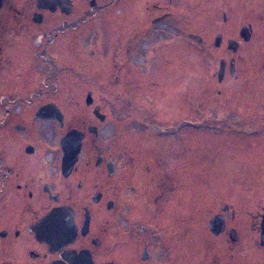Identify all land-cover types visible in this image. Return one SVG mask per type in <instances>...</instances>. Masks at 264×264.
<instances>
[{
	"label": "flooded vegetation",
	"instance_id": "obj_1",
	"mask_svg": "<svg viewBox=\"0 0 264 264\" xmlns=\"http://www.w3.org/2000/svg\"><path fill=\"white\" fill-rule=\"evenodd\" d=\"M119 2L125 0H0V264H264V176L258 190H233L250 179L240 181L234 169L227 174L237 159H214L217 177L211 165L203 178L209 188L216 179V190L195 196L192 172L165 170L173 161L143 140L209 128L187 116L177 126L166 110L192 86L189 69L174 62L173 40L155 43L150 32L174 15L139 17L131 32L127 15L109 13ZM217 3L206 15L219 28L235 21L230 32L213 34L205 25L180 39L184 51L189 40L204 56L211 46L216 51L213 78L201 79L195 92L209 108L225 107L215 119L226 128L216 130L264 132L249 126L255 112L239 101L241 93H256L251 71L264 70V0ZM174 75L184 83L176 92L166 84ZM114 112L128 124L115 137L106 130ZM184 148L187 162L192 150ZM165 150L173 155L170 145ZM176 179L188 190L175 191ZM225 184L231 190L219 189ZM197 218L204 238H193Z\"/></svg>",
	"mask_w": 264,
	"mask_h": 264
},
{
	"label": "rangeland",
	"instance_id": "obj_2",
	"mask_svg": "<svg viewBox=\"0 0 264 264\" xmlns=\"http://www.w3.org/2000/svg\"><path fill=\"white\" fill-rule=\"evenodd\" d=\"M170 1L171 0H125L124 4L121 2L114 4L116 6H113L109 13L111 14V16L112 14L114 16L118 15L120 18H122L121 16H123L124 14L127 15L128 30L131 32L137 30L138 27H136V21L139 17L143 16L146 20L147 17H155L166 13H171L174 15L172 18H167L160 23H156L154 25L152 24L150 32L154 33L155 39L153 41L155 43L157 41L162 42V37L166 36L169 41L173 40L172 44L174 46L173 49L175 53L174 62L179 67L185 66L189 69V82H191L192 86L191 93L187 94L185 98L180 96V98H178V95H175V99H173L174 108L171 109V104H168L166 110L172 111V113L175 114L173 123L177 126L182 122L181 120H179V118L187 116L192 119V125L200 123V125L197 126H200L202 128L208 127L209 130L205 131L204 129L200 128H186L176 135H166L163 136V138L161 135H158V139L153 138L150 140V138L148 139L146 135H143V140L145 142L147 141L146 143H150L152 141L156 148L160 149V159H162V157H165L167 159L168 157L171 160L170 162L173 161L171 163V166H167L168 162H166V166H164V168H166L165 170H171L174 168V170L176 171H183L184 169H189L190 172H192L190 189L191 191L195 192V196L201 195V193L205 190H216L215 186L217 185V180L215 179L213 181L214 188H209V182L206 183L203 177L209 180L211 175V165L213 166L212 175L216 174L215 177H217L218 169L214 159L219 158L237 159V166L228 167L229 171H227V174L233 172L231 170L234 169L237 170V172H234V174H237L239 176L240 181H248V179H250V181H248V185H244V183H238L239 186H235L233 190H258L260 189L259 183L257 182L258 178L260 176H264V132L248 134L242 132L236 133L235 131L231 133L228 130L223 129L216 130V128H226V126H224L223 124L216 123L215 119L219 117V114H216L217 110H223L225 109V107H217L216 105H213L215 107L209 108V105H207L209 104V101L207 103H204L202 99L199 98L200 93L195 92V88H197L195 85L198 84L201 79L213 78V63L215 61L212 60V62H210L209 59H212L214 57L216 51L214 50L213 46H211V48H208V53H206V55L204 56L200 52L201 48L199 44L194 40H189V44L191 47H187L185 51L184 48L182 49L179 46V44L182 45L180 39L183 37H187L188 32H190L191 34H199L201 30L199 26H201V28H204L205 25L207 27L212 26L211 29L213 30V34H216L223 28L230 32L236 22H230L226 25L220 26L221 28H219L216 24L213 23L211 17L206 15L208 13L211 14L212 12L216 13L218 11L219 5L217 3V0H207L208 6H202V4L200 3L202 2V0ZM171 4H173L172 7ZM175 6L176 8H178V10L174 8ZM185 11L187 16H185ZM89 31L90 28L85 29L84 34L81 35V39L84 42L82 44V47L88 45L89 39L86 38L88 37L87 34L89 33ZM143 36L146 37V32H143ZM198 51L201 53V55L200 53H198ZM251 73H254L255 79L259 80V83L256 87V93H241L239 101L247 100L245 101V105H247V107H250L249 109H253V111L255 112L254 119H249V126H264V70L251 71ZM179 78H182V76L174 75V78L171 77L168 80L166 79V84L174 86L172 92L178 91V88H183L182 86H180V84L184 83H179ZM212 93L213 92L209 93V98L207 100L214 98ZM252 94L254 95V100H251L248 97V95L252 97ZM200 100L202 102H200ZM203 100H206V98H204ZM124 120V118L119 119V115L114 112L111 115V125H109L108 128L106 127V130L113 131V136L115 137V134H118L119 132H121V130H123V126L125 127L128 125H123V123H125ZM132 120L133 119L131 118V123L129 125L135 126V122ZM120 121H123V123ZM161 121L164 122V120L162 119ZM211 128L214 129L211 130ZM116 136L118 140H121V135ZM127 136H129V138H133V135L131 134H127ZM134 136L138 139V143H142V136L137 134ZM129 143L131 145L134 143V141ZM168 145H170L171 150H173V155L171 157L167 156L168 154L165 150ZM184 145L190 146V149L192 150L191 158L187 162L182 158L184 152L186 151ZM143 147L146 148V145L144 144ZM161 148H163V151L161 150ZM197 148L207 150L202 153V151L197 150ZM113 150L117 154L118 158H122V148L119 146V144H114ZM218 150L221 151L222 154L219 153L217 155ZM205 152L209 155L208 157L205 156ZM223 170L225 171L224 167H219V173L223 174ZM200 174H202L201 180L199 178ZM224 175H226L225 172ZM249 175H255L254 177H256V179ZM226 177H229L226 179V181L231 179L230 175H226ZM176 182L179 183L175 188V191L185 192L188 190V186L185 181L183 182L182 180V182H180L178 179H176ZM219 189L223 191L231 190L230 184L222 185ZM194 204L198 208H202V204H200L199 198H193L192 205ZM192 234L193 238L205 237L202 225H200L199 218H197L193 223Z\"/></svg>",
	"mask_w": 264,
	"mask_h": 264
},
{
	"label": "water",
	"instance_id": "obj_3",
	"mask_svg": "<svg viewBox=\"0 0 264 264\" xmlns=\"http://www.w3.org/2000/svg\"><path fill=\"white\" fill-rule=\"evenodd\" d=\"M75 157H76V156H75ZM57 215H58L57 212H54V213L50 214V215L45 219V222H46V223H51V222H53V220L57 217ZM68 227H69V224L66 223V228H68Z\"/></svg>",
	"mask_w": 264,
	"mask_h": 264
}]
</instances>
